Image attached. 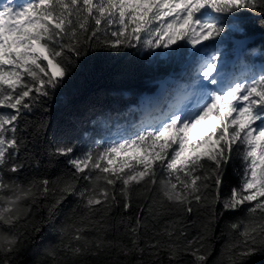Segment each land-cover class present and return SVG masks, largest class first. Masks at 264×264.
<instances>
[{"label":"snow or ice","instance_id":"snow-or-ice-1","mask_svg":"<svg viewBox=\"0 0 264 264\" xmlns=\"http://www.w3.org/2000/svg\"><path fill=\"white\" fill-rule=\"evenodd\" d=\"M257 51L264 0H0V264L264 262V67L229 71ZM127 56L169 73L168 102L145 97L126 127L92 105L114 136L70 121L50 139L89 63ZM41 152L59 174L21 179Z\"/></svg>","mask_w":264,"mask_h":264},{"label":"trees","instance_id":"trees-1","mask_svg":"<svg viewBox=\"0 0 264 264\" xmlns=\"http://www.w3.org/2000/svg\"><path fill=\"white\" fill-rule=\"evenodd\" d=\"M259 49V45H256ZM233 63L229 68V71L235 75L247 74L249 70L259 72L260 63L264 62V55L260 51H257L255 55H250L242 63L237 60L235 56L232 58ZM143 58H134L133 56H127L117 59H100L97 61H91L86 68V72L95 73L98 77L92 81L86 94L83 97H77V105L73 108H65L58 105L57 108L48 117L51 124L49 129V138H52L55 130H62L70 121H83V123L77 124V132L79 135L81 131L86 132L84 140L89 137L100 139L101 137L114 136L116 134V126L109 129L98 127L87 123L88 110L92 105L97 107L103 105L109 109H116L123 115L119 119L118 123L121 126L126 127L128 123L133 120L138 121L141 118V114L137 112H131L130 110L139 109L144 96L147 91L157 92L156 98H159L161 104H166L167 98L162 97L160 90L157 86L161 79L171 78L167 71H161L155 73L150 71V66L146 63H142ZM82 76L79 83L83 82ZM39 113L36 116H31L29 119L35 120L39 117ZM95 117H93L94 119ZM25 153L21 152L18 159L23 160ZM40 160L39 166H36L34 162H26V167L19 174L21 179L24 178H43L48 177L54 179L60 172L62 166L55 167L48 164V158L41 152L38 157ZM236 177L232 173V169L228 170L226 176V185L235 183ZM67 208V206H66ZM195 218V217H193ZM167 219H175V217H168ZM151 223V221H149ZM164 221L161 220L156 224L157 228L163 226ZM193 233L195 228L192 229ZM91 235V234H89ZM222 242H216V251L213 254V258L219 256ZM27 264H33L31 256H25ZM226 264V257H224ZM93 264H97L96 261ZM264 264V262H261Z\"/></svg>","mask_w":264,"mask_h":264},{"label":"rangeland","instance_id":"rangeland-1","mask_svg":"<svg viewBox=\"0 0 264 264\" xmlns=\"http://www.w3.org/2000/svg\"><path fill=\"white\" fill-rule=\"evenodd\" d=\"M17 2H20V0H17ZM260 65V69L262 68V67H264V62L263 63H260L259 64ZM157 94H158V92H156ZM156 93H150V95L149 94H146V95H144V98L145 97H151V98H156ZM196 137H195V135L193 136V139H195Z\"/></svg>","mask_w":264,"mask_h":264},{"label":"water","instance_id":"water-1","mask_svg":"<svg viewBox=\"0 0 264 264\" xmlns=\"http://www.w3.org/2000/svg\"><path fill=\"white\" fill-rule=\"evenodd\" d=\"M157 88L160 89V82H159ZM150 93H155V92H153V91H147V92H146V94H149V95H150ZM146 94H145V95H146ZM143 96H144V95H143Z\"/></svg>","mask_w":264,"mask_h":264}]
</instances>
